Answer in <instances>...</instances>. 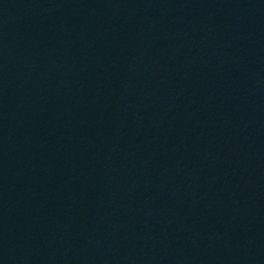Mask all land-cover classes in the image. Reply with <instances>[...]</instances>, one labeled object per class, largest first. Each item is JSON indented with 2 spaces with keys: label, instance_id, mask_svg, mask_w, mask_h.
I'll list each match as a JSON object with an SVG mask.
<instances>
[{
  "label": "water",
  "instance_id": "95a60500",
  "mask_svg": "<svg viewBox=\"0 0 264 264\" xmlns=\"http://www.w3.org/2000/svg\"><path fill=\"white\" fill-rule=\"evenodd\" d=\"M0 264H264V0H0Z\"/></svg>",
  "mask_w": 264,
  "mask_h": 264
}]
</instances>
